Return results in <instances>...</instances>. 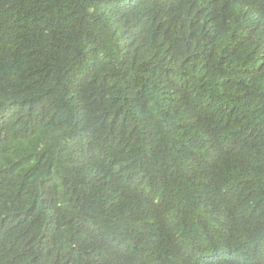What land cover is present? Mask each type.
<instances>
[{
  "label": "trees",
  "instance_id": "1",
  "mask_svg": "<svg viewBox=\"0 0 264 264\" xmlns=\"http://www.w3.org/2000/svg\"><path fill=\"white\" fill-rule=\"evenodd\" d=\"M0 264H264V0H0Z\"/></svg>",
  "mask_w": 264,
  "mask_h": 264
}]
</instances>
